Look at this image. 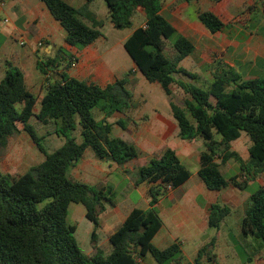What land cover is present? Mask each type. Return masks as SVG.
<instances>
[{"label":"trees","instance_id":"obj_1","mask_svg":"<svg viewBox=\"0 0 264 264\" xmlns=\"http://www.w3.org/2000/svg\"><path fill=\"white\" fill-rule=\"evenodd\" d=\"M41 1L66 30L69 46L82 50L104 36V23L88 11V6L97 0H87L84 10L65 0ZM103 1L117 30L133 29L138 9L143 10L145 27L135 29L124 48L136 71L168 97L180 139L203 140L205 151L200 157L198 176L206 188L221 192L233 186L246 192L253 183H258L249 196L242 233L243 238H254L264 244V185L258 180L264 175V76L245 80L235 67L210 52L209 72L213 81L208 89L203 88L193 82L199 75L181 65L193 56L196 46L165 16L163 0ZM255 5H250L236 22L244 21ZM198 17L211 35L233 23L213 10L202 11ZM61 52L67 55L63 49ZM68 57L71 62L76 60ZM69 67L57 59L38 62L37 68L43 75H49L50 70L54 72L53 77L47 78L38 113H35L38 99L28 89L25 74L19 67L8 64L0 81V164L10 138L21 130L45 157L24 174L0 173V264H139L148 255L157 264H182L181 242L163 249L153 243L163 227L158 203L192 176L171 148L164 149L138 169L136 185L148 184L150 207L135 208L129 213L110 234V251L99 244L96 229L100 227V214L107 207L116 206L115 197L105 188L72 180L69 171L88 149L98 159L119 166L139 158L134 143L126 137H113V124L109 121L114 114L126 115L136 106L134 93L128 87L133 72L102 88L70 76ZM185 77L190 81L184 80ZM177 87L187 96L185 107L174 101ZM95 110L104 115L102 120L95 117ZM32 118L48 129V135L62 138L64 144L48 153L42 144L44 138L31 124ZM116 124L126 127L124 120ZM77 132L82 142H78ZM243 134L251 141L248 160L232 147ZM230 161H235L240 171L227 178L221 165ZM73 203L83 205L86 218L95 225L90 255L78 245L77 227L68 223ZM231 212L229 206L213 203L209 226L219 230ZM216 248L217 237H213L199 249L195 260L187 264H217Z\"/></svg>","mask_w":264,"mask_h":264},{"label":"crops","instance_id":"obj_2","mask_svg":"<svg viewBox=\"0 0 264 264\" xmlns=\"http://www.w3.org/2000/svg\"><path fill=\"white\" fill-rule=\"evenodd\" d=\"M65 1L79 10H84L87 7V0ZM258 1L222 0L216 2L215 0H201L189 3L184 0H172L170 4L179 3V27L166 14L164 2L163 12L179 33L193 41L196 51L198 46L194 40V34L197 31L211 41L210 46H206L207 53L211 52L223 58L229 65L235 67L245 80H249L264 76V10L258 7L247 17L244 16V21L236 22V20L241 19L245 9L254 3L257 4ZM208 3L210 5H207ZM260 3L264 7V0ZM207 10L220 13L233 23L221 32L211 35L198 17L200 12ZM88 11L94 15L97 21L104 23L102 28L104 36L92 45L78 50L66 43V30L53 17L41 0H0V19H9V22L0 24V81L6 75L8 64L11 63L19 67L25 74L28 89L38 99L35 113L40 110V102L44 96L47 78L54 75L53 70H48L49 75H43L37 68L39 61L48 62L50 59H57L62 65L69 64L70 67L67 73L70 76L87 83H95L102 88L118 79H122L131 72L139 74L129 54L126 50V53L122 50V44L114 47L109 46L104 29L107 24H110V26H113V24L109 18L106 3L103 0H97L88 6ZM138 16L141 17L140 23H137ZM86 22L91 24L89 20H86ZM145 23V14L142 9H138L134 17L133 29H127L131 32L122 40L123 45L133 31L145 27ZM21 41H24V45H21ZM40 43L43 46H39ZM61 49L67 55L62 53ZM196 51L194 54H196ZM68 55L75 57L76 60L71 62ZM211 61L212 58L210 64ZM73 63H76V65L74 66ZM135 97L134 95L136 104ZM139 109L135 106L126 115L116 113L109 119L110 123L113 124V137H126L134 143L140 152L139 158L124 166H119L112 161L98 159L94 152L92 153L88 149L83 159L73 167L74 169L72 168L69 171V177L72 180L105 188L118 197L125 194L123 204L118 201L119 198L115 199L116 206L113 208L107 207L104 214L100 216V227L96 229V233L99 244L107 251H110L111 248L109 244L110 234L127 218L129 213L135 208L146 210L150 207L149 186L146 183L137 186L138 179H132L127 189L118 193L120 187L127 180L128 174L137 172L139 167L145 166L164 149L171 148L176 151L184 165L187 163L190 167H193L194 172L185 165L192 173L191 180L195 174L198 175L200 157L205 151L202 140L188 142L180 139L178 124L170 111H161L150 106H145L141 111ZM103 118L104 115L102 114L100 120ZM113 118H115V123ZM119 120L126 121L125 129L116 124ZM77 138L78 142H82L79 132H77ZM200 142H202L201 145H199ZM63 144L64 142L60 144L59 148ZM32 146L36 150L37 146L34 143ZM36 156L38 157L37 153ZM134 164L139 167L133 169ZM188 182L178 189L171 190L158 203L157 210L163 221V227L153 240V243L162 249L169 247L174 242H181L183 249L182 264L193 262L199 249L211 241L213 237H217L215 231L220 232V229L223 225L226 226L230 216L234 213V209L230 207L232 212L225 220V224L223 223L219 230L211 228L209 226V216L212 204L219 202L222 205L229 206L226 199L219 200V195L226 189L221 192H213L208 189L206 191L202 185L204 183L195 181L191 185H186ZM133 188L142 195L144 207L130 199L128 191ZM201 198L203 199L202 202H200ZM245 212L240 219L241 229ZM94 231L95 225L92 233ZM76 233H78V228ZM242 235L241 232L240 236ZM99 236L103 238L102 241H100ZM259 247H262L264 255V244L260 243ZM92 252L93 248L87 255L92 254ZM139 264H157V262L151 255H148L140 260ZM251 264H264V259H256Z\"/></svg>","mask_w":264,"mask_h":264},{"label":"rangeland","instance_id":"obj_3","mask_svg":"<svg viewBox=\"0 0 264 264\" xmlns=\"http://www.w3.org/2000/svg\"><path fill=\"white\" fill-rule=\"evenodd\" d=\"M171 1L172 0H163L164 7L166 10L165 12L179 27V3L176 2L174 4H170ZM261 4L262 3L258 1L253 11L255 9H258V7H261V9L264 10V7ZM207 5L210 4L208 3ZM200 10L201 8L199 9V11ZM140 18L141 17L138 16L137 23L141 22ZM104 32L108 38V43L110 47L122 44V50L125 52L122 40L131 32V30H117L113 26H110V24H107L106 28L104 29ZM194 37V40L196 41V44L198 46L196 54L183 61L181 65L187 70L199 75V79L193 81L195 84L208 89L213 81V78L209 73L211 56L209 55V53H207L206 46H210L211 41L209 38L204 37L201 32L197 31L194 34ZM129 80L130 82L128 87L136 96V107L140 108V111L145 106H150L156 107L161 111H170L172 113L169 104V99L166 94L158 86L150 84L140 72L139 74L132 73L129 77ZM184 80L190 81V79H188L187 77H185ZM173 97L174 101L177 104L181 105L182 107H185L184 101L187 96L182 89H180L179 87L175 88ZM94 115L98 120H100V117L102 116L99 110H95ZM114 120L115 118H113V122ZM31 124L35 127L38 135L44 138L42 144L48 153L56 151L59 148L60 144L64 142L62 138H58L55 135H48V129L38 123L35 118L31 119ZM201 144L202 142L199 143V145ZM32 145L33 142L30 136L23 130H21L20 133L11 137L7 148L4 149L2 152L0 173H10L14 175L22 174L31 166L42 162L45 159L44 155L41 154L37 148H35L36 150H34ZM250 145L251 141L249 137L246 134H243V136L238 141L232 144V147L233 150L237 151L243 157V159L248 160ZM90 152L93 153V150L90 149ZM36 153L38 157L36 156ZM185 165L188 166L194 172L193 167H190L187 163H185ZM138 167V165H135L133 169H137ZM221 168L226 173L227 178H231L235 173H238L240 171L239 165L235 161H230L226 165L223 164L221 165ZM138 177V169L137 172H130L128 174L127 180L120 187L118 193L122 192L123 190H126L127 187L130 185L131 180H137ZM258 180L261 184L264 185V175ZM195 181L203 183L200 177L195 174L194 178H192L186 185H191ZM202 185L205 190L208 191L206 186L204 184ZM258 186V183L255 182L250 186V188L246 192H242L239 189L231 186L219 195V200L222 201L223 199H226L229 203V207L234 209V213L232 216H230V219L228 220L226 226L223 225V227L220 229V232L215 231V236L217 235L218 243L216 248L217 264H251L256 259H264L263 249L262 247H259V244L262 242L254 238L245 239L243 238V235L240 236V233L242 232L240 226V219L244 215L245 209L248 206L249 196L251 192L255 191ZM128 194L130 196V199L134 203H138L142 207L145 206L142 203L143 197L138 190L134 188L130 189L128 191ZM123 196H125V194H121L119 195V197L116 194L114 195L115 199L119 198L118 201L121 204H123ZM202 200L203 199L201 198L200 202H202ZM102 214H100V216ZM85 215L86 210L83 205L75 203L71 204L68 215V223L78 228V233L75 234L78 245L85 254H88L92 251L93 248L91 236L94 224L91 223ZM99 238L100 241L103 240L101 236H99Z\"/></svg>","mask_w":264,"mask_h":264},{"label":"built area","instance_id":"obj_4","mask_svg":"<svg viewBox=\"0 0 264 264\" xmlns=\"http://www.w3.org/2000/svg\"><path fill=\"white\" fill-rule=\"evenodd\" d=\"M7 22H9V19H4V20H1V19H0V24H1V23H7ZM21 45H24V41H21ZM39 46H43V44L40 43ZM73 65L75 66L76 63H73Z\"/></svg>","mask_w":264,"mask_h":264}]
</instances>
